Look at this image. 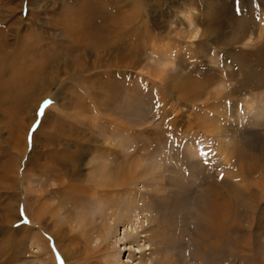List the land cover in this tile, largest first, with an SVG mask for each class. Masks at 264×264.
Instances as JSON below:
<instances>
[{"label": "rangeland", "instance_id": "1", "mask_svg": "<svg viewBox=\"0 0 264 264\" xmlns=\"http://www.w3.org/2000/svg\"><path fill=\"white\" fill-rule=\"evenodd\" d=\"M101 2L108 19L92 26V38L79 33L92 18L103 17ZM0 32L6 51L18 44L29 48L34 40L43 44L18 65L21 73L41 66L34 69L37 95L27 94L29 86L15 88L17 109L10 98L0 100V264H51L50 257L56 264H106L107 252L118 264H155L156 257L167 258L166 264H247V258L235 259L237 240L239 249L254 251L255 264H264V0L239 6L234 0H0ZM87 50L91 60H108L106 75L96 76L99 69L75 76ZM117 61L119 66L106 67ZM116 70H123V80ZM49 77L53 101L38 121L36 104L47 97L43 79ZM80 103L94 104L95 111H81ZM177 152L181 160L174 158ZM73 154L84 160L81 178L69 182L65 172L75 167L68 165ZM30 160L37 168L25 174ZM92 165L120 166V177L127 178L125 195L112 201V220L99 218L104 203L85 200L84 206L52 193L62 182L87 185L88 175L95 176ZM171 168L179 180L184 177L186 191L156 180L164 172L177 177L168 173ZM39 177L44 186L37 196L47 214L35 227L25 187H40ZM151 178L166 184L156 198ZM127 192L137 196L143 229L144 221L151 228L159 220L172 252L150 254L155 247L149 242L147 250L145 238L141 245L131 239L119 244L123 225L104 247V233L120 209H130ZM86 215L89 243H72L81 232L76 223ZM217 234L230 237L221 243ZM35 236L48 243L34 242Z\"/></svg>", "mask_w": 264, "mask_h": 264}, {"label": "bare ground", "instance_id": "2", "mask_svg": "<svg viewBox=\"0 0 264 264\" xmlns=\"http://www.w3.org/2000/svg\"><path fill=\"white\" fill-rule=\"evenodd\" d=\"M101 4H102V6L103 7H105V9H104V15H103V17L102 18H96V17H94V18H92L91 20H90V22L84 27V28H78L79 29V33H83V32H81V31H85L84 33H86V34H88V36L90 37V38H92L91 37V30H92V26L94 25V24H98V25H100L101 26V24H99L98 23V20L99 19H101V20H107L108 19V16H109V12L107 11V9H108V7H107V3H104V2H101ZM119 20V19H118ZM86 22L87 21H84V24H86ZM113 23H115V21L113 22ZM74 25H75V23H74ZM78 26V25H77ZM79 27V26H78ZM75 28H77V27H75ZM75 28H73V30H75ZM104 29V28H103ZM105 30V29H104ZM106 31V30H105ZM0 33H2V32H0ZM2 36V35H1ZM35 36V35H34ZM24 38V37H23ZM23 38H22V41L24 42V40H23ZM29 38V37H28ZM27 38V39H28ZM32 38V37H31ZM4 39V38H3ZM7 39V38H6ZM34 43H35V45H32V46H30L28 43V45H29V48H26V46L24 45V44H18L16 47H15V49H14V51H12L11 49H7V51L5 50L6 49V44L7 43H5V41H3V40H0V100H1V98H3L2 99V103L3 102H6V99L7 98H10L11 100H12V108H15V109H17V108H22V107H20V103H19V98H18V95H20V91L18 92V94H17V96H15V94L13 93V91H14V89L15 88H18L19 90H20V88L22 89V88H25L26 86H29L28 87V90H27V94L28 95H30V93H31V95H37V91L36 90H34L33 89V85H37V83H38V79L36 78V76H35V71H34V69L36 68L37 70H41V66H38V65H30L31 66V71H26V72H24V73H21V71L19 72V66L18 65H20L21 64V61L22 60H28V56H29V54L32 52V51H34L35 50V48L37 49V44L38 45H43L40 41H33ZM33 42L31 43V44H33ZM25 43V42H24ZM9 44V43H8ZM26 44V43H25ZM96 46L97 47H99V46H101V42H97V44H96ZM11 48V47H10ZM40 51V50H39ZM32 54V53H31ZM36 54V53H35ZM90 55L92 56V53H91V51H89V50H87V52L84 54V58L82 57V61L80 62V65L78 66V68H76L75 69V71H74V73H75V76H77V74H80V75H86V74H88V73H91V72H96V71H98L99 69H101L99 72H97V75L96 76H98V74H99V76H104V75H106V74H102V70H103V66H105V63L108 61V60H100V59H98L97 57L94 59V60H91V58H90ZM32 56V55H31ZM35 57V56H34ZM124 59V56L121 58V60H123ZM120 61V60H119ZM119 61H117V64H112V65H110V64H108V65H106V67L108 68V67H112V66H114V68L115 67H117V66H119ZM120 62H122V61H120ZM36 70V71H37ZM117 71V70H116ZM33 72V73H32ZM58 73V71L56 70V71H53L52 73ZM123 70L122 71H117V73H118V76L119 77H122V78H120L121 80H123ZM101 76V77H102ZM128 78V77H127ZM76 80L78 81V85H80V83H82L81 81H80V77L79 78H76ZM83 81V83H85L86 82V80H82ZM58 82H60L61 83V85H64V86H66V83L65 82H61V81H58ZM57 82V83H58ZM43 83L44 84H46V88L44 89V92H45V94L47 95V97H45V98H41L40 100H39V102L36 104V106L37 107H40L41 106V104L43 103V101H45V100H51V101H53L52 99V97H50V95H51V91H50V88H51V86H53L52 84H51V80H50V77L49 78H47V79H43ZM56 83V84H57ZM17 90V89H16ZM94 93V92H93ZM129 93V92H128ZM26 94V95H27ZM16 97V98H15ZM128 97V96H127ZM126 97V98H127ZM127 101V100H126ZM166 101V100H165ZM164 101V102H165ZM0 102V103H1ZM96 103V102H95ZM28 104H30V103H28ZM1 105V104H0ZM80 105L81 106H79V108L81 109V111H88V110H94L93 108H95V107H93V105L94 104H88L87 106L84 104V103H80ZM95 106V105H94ZM106 106V105H105ZM95 111V110H94ZM82 113H84V112H82ZM101 124V123H100ZM121 125H120V127H122L123 125H122V123H120ZM125 124V123H124ZM182 154L181 153H179V152H177V153H175L174 154V158L175 157H177V158H180L179 160H181L182 159V156H181ZM34 156V155H33ZM20 158H21V156H19V158H18V161L20 160ZM48 158H49V156H48ZM52 159H54L55 160V157L53 156V157H51ZM176 158V159H177ZM32 159V158H31ZM34 160V159H33ZM49 160H51V159H49ZM84 160V159H83ZM83 160H82V156H80L78 159L76 158V156L73 154L71 157H69V162H68V165H70V166H75L73 169H72V171L70 172V173H68V172H65V176H67L68 177V181L70 182V181H72V180H78V179H80L81 178V172H80V169H79V165H81L82 163H83ZM12 161V160H11ZM21 161V160H20ZM36 161H37V159H36ZM52 161V160H51ZM16 162V161H15ZM182 162H184V164H187L188 165V162L183 158V161ZM29 163V162H28ZM32 162H31V160H30V167H29V169L27 170L26 169V172H25V174L26 173H28V172H31V171H33V170H35V168H37L36 167V165H38V164H36L35 162H33L32 164H31ZM9 164H11L10 163V161H9ZM84 164H85V162H84ZM86 165L87 166H91V163L89 162V161H87L86 162ZM27 166H29V165H27ZM120 167V166H119ZM119 167H114V168H110V167H108V166H101L100 167V169L98 170V168H96L95 167V165H92V167H89L90 168V170H94V172H93V174L95 175V176H91V175H88V184L87 185H85V186H78V187H71L70 188V186L71 185H69V183H67V184H64L63 182H62V187H59L58 189H57V191L55 192H52L53 194H55V195H61L62 197L61 198H67L68 200H71V201H73V203H77V204H83L84 206H87L88 204L85 202V200H92V203H97V201H98V205L99 204H102V203H104V205L102 206V209H101V212L100 213H102V210H103V213H104V217H100L99 216V218L100 219H104V220H112L113 218H112V215H114V213H109L110 211H112L113 210V200H115L116 199V197H118V196H122V195H125V191H123V184H125L126 182H127V178H122V177H120V175L123 173V169H120ZM11 168H12V166H11ZM41 169L39 170V171H37V172H39V174L40 175H42L43 174V168H42V166L40 167ZM17 168L15 167V170H16ZM77 170V171H76ZM169 170V169H168ZM205 171V170H204ZM165 173V172H164ZM164 173H159L160 175H158L157 174V178H156V180L158 179V180H165L166 182H169V184H172V185H175V186H177V187H179L181 184H183L184 183V177H183V179H182V181H183V183H182V181L181 180H179L178 178H179V176H177V170H175V168H171V170H170V172H168V173H170V174H176V176L177 177H175V176H173V177H170V178H168V177H165V175H164ZM35 174V173H34ZM180 174V173H179ZM3 175H4V173H3ZM149 175V173L146 175V177ZM204 175V174H203ZM5 176V175H4ZM27 176L28 175H26V179H27ZM171 176V175H170ZM6 178V177H5ZM5 178H4V180H3V182L5 181ZM65 178V177H64ZM23 179H25L24 177H23ZM57 179V178H56ZM154 178H151V179H149L150 180V184L151 185H149L150 187H151V193H152V195H153V197L154 198H156L155 197V192L156 193H158L159 191L158 190H160L161 191V189H163V187L165 188L166 187V184L165 185H159V184H157V185H155L154 184V182L153 181H155V180H153ZM186 179V178H185ZM42 179L39 177V183L41 182V185H40V187H39V184H38V188L36 187L35 188V186L31 183V185H29V186H26L25 187V190H26V197H25V201H26V204L27 205H29V208L31 209V212H29L28 211V213H29V217L31 218V220H32V224L31 225H34L35 227L36 226H39V224H41L42 222H43V219H44V216H46V214H47V209L46 208H44V207H42L41 205H40V196H37V194L38 193H40L41 191H38V190H40V189H42V187L41 186H44V184L42 183V181H41ZM191 180V179H190ZM82 182H85V179H82ZM177 184H176V183ZM175 183V184H174ZM186 183V182H185ZM184 183V184H185ZM155 186H156V188H155ZM175 186H173V187H175ZM183 185H181V190H187V188H185L184 186L182 187ZM185 186H186V184H185ZM44 188V187H43ZM169 188V187H168ZM168 188H166L167 190H168ZM185 188V189H184ZM47 189V188H46ZM65 190V191H64ZM185 190V191H186ZM48 191V190H47ZM158 191V192H157ZM179 191V190H178ZM189 191V190H188ZM180 192V191H179ZM163 193V192H162ZM166 193V192H165ZM178 193V192H177ZM176 193V194H177ZM41 194V193H40ZM127 194H131L130 192L128 193L127 192ZM171 195V194H170ZM229 195V194H228ZM79 196H85V197H79ZM168 196V195H167ZM186 196V195H185ZM42 197V196H41ZM114 197H115V199H114ZM123 197H125V196H123ZM130 199H128V200H130V202H129V204H130V209L128 210V208L127 207H125V208H121L120 209V211L118 212V215H117V217H116V219H114L113 220V224H114V226H112V228H111V230H109L107 233H104V238H103V243L104 244H107V245H105L104 247L105 248H107V246L109 245L108 243H109V241H110V239L113 237V235H114V233H115V231L118 229V228H120L119 226L120 225H123V226H125V228H124V237L123 238H120L118 241V243L119 244H122V245H124L125 243L127 244V245H129V241L128 240H130L131 239V241H130V243H135V244H139V245H141V243L143 242L142 240H141V238H145V241H146V246H147V248H148V246L150 245L149 244V242H151L152 244H151V246H153V247H155L154 248V250H152L153 252H151L150 254H153V255H155V256H158V254H160V252L161 251H165V252H172V248H171V246H170V240H168V237H167V241H165V238H164V236H163V234H164V230H163V228H160V222H159V220L157 221V223H156V221H155V225L153 226V227H151V228H149L148 226H149V221L148 222H146V221H144L145 222V224L147 223L148 225H146L147 226V228H148V230H144L143 228H144V226H143V223H142V220H140L141 218H139V216H138V208H137V206H138V202H137V200H136V198H137V196L136 195H130ZM173 197V196H172ZM177 197H178V195H177ZM177 197H176V199H177ZM182 197H183V195H182ZM229 197V196H228ZM228 197H227V199H228ZM129 198V197H128ZM162 198H163V196H162ZM179 198V197H178ZM158 199V198H157ZM161 199V198H160ZM164 199V198H163ZM165 200V199H164ZM161 201V200H160ZM163 201V200H162ZM161 201V202H162ZM168 201V200H167ZM166 201V202H167ZM176 202H178L177 200H175ZM173 202V201H172ZM163 203V202H162ZM170 202H168V204H169ZM216 203V202H215ZM230 203H231V201H230ZM62 204V203H61ZM183 204V203H182ZM170 205V204H169ZM184 206V205H183ZM94 207V206H93ZM39 208V209H38ZM170 208V207H169ZM168 208V209H169ZM188 208V207H187ZM159 209L160 210H162V207L160 208L159 207ZM167 209V208H166ZM62 211V210H61ZM82 211V210H81ZM84 211V210H83ZM162 212V211H161ZM99 214V213H98ZM246 215V214H245ZM80 217H83V216H80ZM248 217V216H247ZM96 219V218H95ZM158 219V218H157ZM94 220V219H93ZM97 220H98V218H97ZM35 223V224H34ZM91 220H90V218L86 215V216H84L80 221H78L77 223H76V227L74 228V229H81L79 232H80V234H78V235H76L75 234V236H73L72 238H71V242L72 243H74L75 241H78L76 244H78V245H80V244H88L89 242H88V238L90 237V235L89 236H87V233H88V228H91ZM179 223V222H178ZM144 224V225H145ZM171 224V223H170ZM212 224V223H211ZM108 225V224H107ZM151 225V224H150ZM209 225V224H208ZM33 226V227H34ZM145 226V227H146ZM177 226V225H176ZM114 227V228H113ZM211 227V226H210ZM72 228V227H71ZM179 230V229H178ZM177 230V231H178ZM90 231V230H89ZM147 231H149V235H141V234H145V232H147ZM171 231V230H170ZM245 232V231H244ZM246 232H248V230L246 231ZM76 233V232H75ZM78 233V232H77ZM187 233V232H186ZM218 233H221V232H218ZM182 234V233H181ZM248 234V233H247ZM46 235V234H45ZM167 235V234H166ZM176 235H177V232H176ZM44 236V235H43ZM57 236V235H56ZM224 235H222V234H217V238H219V239H221V243H222V237H223ZM174 237V236H173ZM224 237H227V236H224ZM228 237H230V236H228ZM227 237V238H228ZM243 237V236H242ZM175 238V237H174ZM178 238H180V237H178ZM226 238V239H227ZM241 238V237H240ZM173 239V238H172ZM176 239V238H175ZM175 239H173V240H175ZM226 239L224 238V240L226 241ZM229 239V238H228ZM252 239H253V237H252ZM33 240H34V242H44V243H42V244H47L48 242H47V240L44 238V237H40V236H35V237H33ZM177 240V239H176ZM175 240V241H176ZM223 240V241H224ZM235 240V239H234ZM233 241V240H232ZM238 241V240H237ZM235 242L237 245H238V249H237V252H236V258L235 259H237V261H238V259H239V262H243V260H246V258L248 259V262H247V264H255L254 262H253V257H252V255H251V252L253 251L252 249L250 250V252H249V254H248V252L246 253V251L244 250V249H246L245 247H240V249H239V243L238 242ZM47 242V243H46ZM177 242H178V240H177ZM182 242V241H181ZM185 242V241H184ZM203 242V241H202ZM226 242H228V241H226ZM178 243H180V242H178ZM228 243H232L233 244V242H228ZM227 243V244H228ZM219 244V243H218ZM58 245V244H57ZM222 244H220V246H221ZM229 245V244H228ZM231 245V244H230ZM144 246V245H143ZM151 246H149L150 248L149 249H147V250H151L152 248H151ZM174 246V245H173ZM232 247H233V245H231ZM260 246V245H259ZM47 247V246H46ZM50 247V246H49ZM57 247V246H56ZM109 247V246H108ZM248 247V246H247ZM59 248V247H58ZM76 248V257H80V256H82V254H83V252L80 250V249H82V248H78V246L77 247H75ZM104 248V249H105ZM218 248V247H217ZM235 248V247H234ZM97 249V248H96ZM47 250H50L49 248L47 249ZM95 250V249H94ZM106 251H107V249H105ZM222 250H226L225 249V247H223L222 248ZM248 250V249H247ZM46 251V250H45ZM62 251V250H61ZM64 251V250H63ZM91 251H93V250H91ZM102 251V250H101ZM245 251V252H244ZM138 252V251H137ZM230 252H232L231 250H230ZM254 252V251H253ZM252 252V253H253ZM142 253V252H141ZM221 253V252H220ZM229 253V252H228ZM233 253H235V252H233ZM232 253V254H233ZM248 254V255H246V254ZM75 254V253H74ZM104 254H106V257H108V258H106V264H118L117 262V260L115 259V256L114 255H112L111 253H109V252H107V253H104ZM222 254V253H221ZM13 254H11V256H12ZM63 255V254H62ZM67 255V254H66ZM208 255H209V253H208ZM228 255V254H227ZM234 255V254H233ZM10 256V257H11ZM68 256H70V255H68ZM73 256V255H72ZM75 256V255H74ZM145 256V255H144ZM151 256V255H150ZM229 257H233V256H230V254L228 255ZM14 257V256H13ZM76 257H75V259H76ZM52 258H54V257H50V263L51 264H56V259L54 258V259H52ZM66 258V257H65ZM228 258V257H227ZM166 259L167 258H163V259H160V258H158V257H156V259H155V264H166L167 263V261H166ZM233 259V258H232ZM234 259V260H235ZM80 260H82V259H80ZM247 261V260H246ZM256 261V260H255ZM149 262V261H148ZM48 263V262H47ZM128 263V262H127ZM234 263V262H233ZM121 264V263H120ZM123 264H125V263H123ZM141 264H145L144 262L143 263H141ZM148 264H152L151 262H149Z\"/></svg>", "mask_w": 264, "mask_h": 264}, {"label": "snow or ice", "instance_id": "3", "mask_svg": "<svg viewBox=\"0 0 264 264\" xmlns=\"http://www.w3.org/2000/svg\"><path fill=\"white\" fill-rule=\"evenodd\" d=\"M242 0H234V3L239 6L241 4ZM241 11V9L239 7H237V14H239ZM52 103L51 100H45L43 101V104L38 108L37 110V120L39 121V118L42 117L45 113V110L50 106V104ZM228 103H231V101H229ZM38 127V123L33 125V131ZM223 177H221L222 179ZM21 218H23V212H21ZM25 223H28V221H25Z\"/></svg>", "mask_w": 264, "mask_h": 264}]
</instances>
